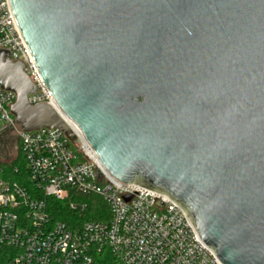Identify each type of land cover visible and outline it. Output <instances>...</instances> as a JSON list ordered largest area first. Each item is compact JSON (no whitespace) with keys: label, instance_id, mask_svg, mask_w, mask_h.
Returning a JSON list of instances; mask_svg holds the SVG:
<instances>
[{"label":"water","instance_id":"1","mask_svg":"<svg viewBox=\"0 0 264 264\" xmlns=\"http://www.w3.org/2000/svg\"><path fill=\"white\" fill-rule=\"evenodd\" d=\"M8 1L53 100L30 105L0 50L15 123L76 143L70 123L112 179L180 206L221 264H264V0Z\"/></svg>","mask_w":264,"mask_h":264},{"label":"built area","instance_id":"2","mask_svg":"<svg viewBox=\"0 0 264 264\" xmlns=\"http://www.w3.org/2000/svg\"><path fill=\"white\" fill-rule=\"evenodd\" d=\"M0 50L24 64L37 88L28 96L30 105H53L8 0H0ZM16 100L0 86V122L17 132L27 180H0V264H221L180 206L161 193L112 179L68 122L77 150L57 128L25 132L10 113ZM87 197L107 207V219H82ZM51 201L67 205L70 224L56 219Z\"/></svg>","mask_w":264,"mask_h":264},{"label":"trees","instance_id":"3","mask_svg":"<svg viewBox=\"0 0 264 264\" xmlns=\"http://www.w3.org/2000/svg\"><path fill=\"white\" fill-rule=\"evenodd\" d=\"M4 179L10 182L26 184V169L19 147V157L13 162L0 161V180ZM88 203V211L82 219L100 221L107 219V207L95 197L84 198ZM53 203V212L57 220L64 221L70 224V218L73 214L69 212L67 205L56 201Z\"/></svg>","mask_w":264,"mask_h":264},{"label":"rangeland","instance_id":"4","mask_svg":"<svg viewBox=\"0 0 264 264\" xmlns=\"http://www.w3.org/2000/svg\"><path fill=\"white\" fill-rule=\"evenodd\" d=\"M73 150H77L74 143H71ZM19 157V138L17 132L12 128H6L0 122V161L13 162ZM79 158L77 162H80Z\"/></svg>","mask_w":264,"mask_h":264}]
</instances>
